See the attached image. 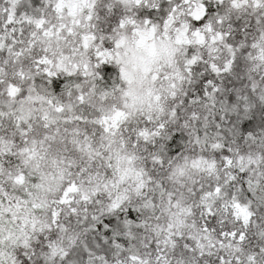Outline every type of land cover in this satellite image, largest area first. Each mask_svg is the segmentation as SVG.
Segmentation results:
<instances>
[{
    "label": "trees",
    "instance_id": "1",
    "mask_svg": "<svg viewBox=\"0 0 264 264\" xmlns=\"http://www.w3.org/2000/svg\"><path fill=\"white\" fill-rule=\"evenodd\" d=\"M178 2L95 0L86 74L49 76L35 37L40 21H55V0H0V137L16 146L52 129L98 138L104 117L122 108L126 82L117 65L95 64L96 46H109V34L128 17L161 24ZM204 7L192 25L218 31L216 49L185 45L176 58L178 85L160 116L138 112L117 125L116 139L142 170L140 192L114 208L98 193L55 226L49 211L50 228L16 250V264H264V61L256 59L255 46L264 36V2L235 8L206 1ZM10 85L17 88L13 96ZM69 141L62 133L47 144L70 159L77 152ZM236 157L254 163L240 171L228 164ZM235 205L247 209L246 219ZM174 206L200 232L231 245L229 253L200 252L190 237L170 235ZM50 242L63 254L49 258Z\"/></svg>",
    "mask_w": 264,
    "mask_h": 264
},
{
    "label": "rangeland",
    "instance_id": "2",
    "mask_svg": "<svg viewBox=\"0 0 264 264\" xmlns=\"http://www.w3.org/2000/svg\"><path fill=\"white\" fill-rule=\"evenodd\" d=\"M155 0H120L125 4H149ZM211 1L231 7H256L264 0H179L166 19L152 25L147 19L121 20L109 34V46L95 48V64L109 63L119 67L126 82L122 93V108L110 111L102 120L103 133L96 139L77 129H52L41 139H26L23 146L0 137V264H16L15 252L27 248L37 234L70 213L84 209L88 200L105 193L111 208L117 207L144 185V176L136 158L125 152L116 139L120 120L135 113L157 119L165 101L173 95L180 76L177 54L185 45L197 44L214 51L221 34L209 26L194 28L193 20L204 13V3ZM95 0H55L54 22H39L40 31L35 47L40 62L49 76L58 72L71 73L89 67L86 52L94 39L90 31ZM193 26V27H192ZM256 59L264 61V36L256 43ZM11 86L8 94H16ZM68 136L77 157L64 159L53 153L47 144L60 135ZM232 168L249 169L253 159L233 158ZM230 160V161H233ZM203 167L202 165L198 166ZM253 170V169H252ZM243 219L245 207L235 205ZM167 231L170 235L188 236L200 252L212 253L232 246L214 241L200 232L187 216V211L174 206L169 214ZM57 227V226H56ZM58 228V227H57ZM52 241V240H51ZM48 257L62 255L61 248L50 242Z\"/></svg>",
    "mask_w": 264,
    "mask_h": 264
}]
</instances>
